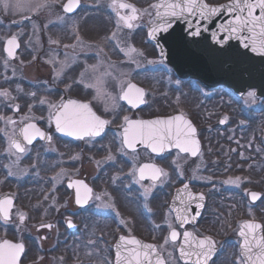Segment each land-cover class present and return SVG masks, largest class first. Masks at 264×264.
Instances as JSON below:
<instances>
[{"label": "flooded vegetation", "instance_id": "1", "mask_svg": "<svg viewBox=\"0 0 264 264\" xmlns=\"http://www.w3.org/2000/svg\"><path fill=\"white\" fill-rule=\"evenodd\" d=\"M25 1L26 3L31 2V0ZM95 1L80 0V7L75 12L68 14L63 12V5L67 0H55L48 7L42 8L38 14L29 12L18 14L15 9L8 11L0 10V30L25 28L26 30H30L29 34H31L34 29L33 25L39 26L41 30V50L39 51L38 59L35 60V73L38 78H42L36 82L32 81L29 75L30 71L25 69L28 78L20 80L21 82L19 83L22 86H16L17 78H15V75H12L14 71H10L9 65L5 68L4 59H8L11 62L21 59L28 66L32 61L31 58L35 51H32L27 46L24 48V40L18 37L20 46L15 53V58H9L5 51L6 40L15 34L12 33L4 38L0 36V51L2 52V61H0V90L7 89L11 93V98L0 97V116L11 117L17 121L15 127L18 131L22 126L20 124L21 119L25 116H31L29 113V107L31 106V112L34 110H39L40 112V114L33 117L32 122L36 123L52 137L50 142L37 138L32 145L27 146L29 151L22 155L18 163L14 164L13 161H16L17 157L9 155L6 151L8 148L7 137H5L3 132H0V199L11 198L12 200L10 219L5 220L0 215V242L11 240L24 244L25 250L20 256L19 264H115V244L121 235L134 236L158 247L164 245V239L169 235L170 231L165 222L167 218L176 227L177 231L181 233V237L176 242L175 248L172 245H164L161 249L166 259L168 253L172 252L174 264H184L183 260L178 259L179 245L183 242V231L188 230L200 237L212 236L216 240L217 252L213 256L212 261H210V264H236L237 258L240 255L239 242L241 238L238 234L240 224L243 221L253 219L264 224V180L260 185L253 183L237 187L233 185L228 186L227 183H223L222 181H213L208 176L202 181L193 179L194 174L190 166L194 161H199L200 158H203L208 172L211 169L220 170L223 167L222 164H224L223 158L226 156L227 161L234 164V151L230 149L234 146H231L230 143H224L222 140L221 142L216 139L213 140V138H219L218 132H222L217 129V124L215 123L218 121V114L222 110L219 109L218 111L217 107L216 113L206 120L204 116L207 115L208 111L196 117V112H192L193 108L187 101L182 104L180 102L184 107L183 110H175L171 113L161 111L158 113L154 111L153 107H155V104L153 99L159 95V82L157 87L151 85L150 89L149 84L145 83L146 81L143 80V77L152 79L156 76L158 78L159 74H169L167 76L178 80V84L181 86L184 83V86H187L188 89L192 87L195 89V85H197L198 91H194L204 93V96H208L206 99L210 103H215V101L222 99L224 89L235 97H243L244 95L237 96L222 85L208 88L196 79L179 77L165 63L167 66L165 70L156 67L155 69L142 68L124 71L126 77L130 78L131 83H135L137 87L145 90L146 103L140 105L139 108H132L126 101L120 100L118 107L113 109L110 107V101H108L109 106L106 111V98L96 99V90L87 87L88 84L93 82V78L100 76L106 71H92L89 69L85 72V69L90 68L89 66L95 62H111V42L107 43L110 40L108 38L110 37L111 29L108 28L103 29L99 33L104 34V39L106 40L104 46L98 48L90 46L87 47L88 50L83 49L85 51L82 50L80 55L76 53L79 55L78 58L82 59L80 64L68 62L69 67L75 66L73 78H69L63 72L59 79L54 80V77L51 74H47L44 70L46 57H52L55 54L58 60H60L61 57L64 58L63 55L66 53L63 48L64 45L69 43L72 45L79 44L74 40L70 42L58 40L59 44L58 48L55 49V53L49 54L52 50L47 49L50 38L47 35V29L52 27V23L50 22H54V20L48 19L49 16L45 10L50 9V16L54 15L53 10L57 9L60 12L59 15L64 17L89 19L92 16L91 14L95 12ZM105 1L107 7L104 19L106 23L111 24V16L114 12L109 7L110 0ZM150 1L154 4L159 2V0ZM206 1L211 4H217L226 0ZM127 2L134 4L131 0H127ZM134 5L137 9L144 7V3ZM149 8L151 9L152 7L149 6ZM153 13L155 14V10ZM142 14L143 12L140 13V19L135 21L137 25L134 28V30H137L135 35L141 39L143 38L145 41L143 45L146 48L148 46L151 57L157 56L161 59L157 53L155 44L147 37L148 28L154 17L149 18L148 16H142ZM25 16H30L31 20H25ZM89 22L78 21L76 24L82 29L90 30L91 24ZM92 41L94 40L84 39L83 46L86 47ZM83 46H80L81 49ZM100 48L103 49V52H100ZM71 52L73 53V51ZM42 58L45 61H42ZM55 66L58 67V65ZM64 71L68 72L69 70ZM82 72L85 73L83 83H81ZM105 78L106 82L104 86L107 85L105 91L111 94L106 88L111 90L109 83H111L112 77L107 76ZM129 80L125 79L123 81ZM89 89L90 91H88ZM120 89L121 84L116 87L115 90L117 92L114 94V97L119 96ZM31 93H36L35 97ZM48 96L51 103H60L62 99L65 102L71 99L82 103H89L98 115L111 121V123L106 127L105 133L95 139L86 137L84 140H78L75 137L64 135L55 130L54 122L51 126L48 124V104L41 105L39 102ZM13 105H19V111H16ZM118 109H121V112ZM175 113H183L197 127L198 137L201 142L199 155L191 156L187 153H180L178 149L174 148L164 154L167 157V159H164L140 146L137 147L136 154L130 151L128 155L118 152L117 158L113 154L114 150H117L116 147L104 146L106 144L104 142L110 138V140L115 141V144L120 147L121 125L124 116H128L131 119H144ZM226 124H223V126H226ZM6 127L9 133H11L13 126H6L4 121L0 120V129ZM206 129L212 131L213 135L212 133L205 132ZM213 141H216L215 148L213 146L214 143L212 144ZM97 152H104V155L96 157L95 153ZM109 152L115 156V159L122 161L127 166L118 169L119 167L113 166L115 161H106L105 158L109 155ZM178 153L179 158L177 157ZM181 158L186 160L185 163L182 161V164H180L183 176L178 174L176 165L172 163L174 160L180 163L178 159ZM99 160H102V162L98 166L97 162ZM133 160H135L137 165L155 163L169 173L168 179L163 184L157 183L156 187L152 190V194L147 201V207L151 209L150 212L145 208V201L142 195L143 188L140 184L134 183L127 175L132 167ZM215 161L217 162L216 165ZM226 167L230 171H234V167L229 164ZM65 169H67L66 173L64 172ZM207 169L204 171L206 174ZM10 171L13 174L10 175ZM62 171L63 175L60 176L59 180H54L53 178ZM117 175H119L120 179L113 183V177ZM75 181H83L93 189V199L89 200L88 204L83 207L76 203V189L68 186ZM185 183L189 184V188L193 193H203L205 200L202 209H198L195 203L191 205L193 214L197 211L200 212L195 223L181 227L179 221L176 219V212L173 210L172 203L177 190L181 189ZM143 184L148 186L151 184V181L145 180ZM250 192L260 193L261 199L252 201L250 195H248ZM105 193L108 195H104ZM96 196H101L102 199L96 200ZM134 197L137 204L144 206L143 212L146 214L144 219H142L143 216H139L138 212L135 213L132 206L126 201V198ZM109 202L114 204L115 207L112 209L102 207V204ZM222 205L226 206V208L223 207L224 213L227 215L224 219L220 215L223 210L221 208ZM21 213L26 214V219L23 221L20 220ZM69 219L72 220L75 227H68L67 221ZM121 219L126 224H121ZM140 221H143L144 224H141ZM48 224L52 225V227H42V225ZM154 225H160L161 227L155 229Z\"/></svg>", "mask_w": 264, "mask_h": 264}, {"label": "snow or ice", "instance_id": "2", "mask_svg": "<svg viewBox=\"0 0 264 264\" xmlns=\"http://www.w3.org/2000/svg\"><path fill=\"white\" fill-rule=\"evenodd\" d=\"M55 0H39L37 3H25V0H0V10L8 11L10 9L26 10L33 14H38L42 8L48 7ZM80 7V0H67L63 5V12L65 14L73 13ZM109 7L116 14V28L108 39L115 42V47L133 63H136V57L142 56L143 52L137 49L134 45L128 44L121 46L118 38L119 32L126 28L133 30L137 27L135 21L140 19L141 11L147 10L137 9L134 4L127 2V0H110ZM155 10L156 20L153 21L150 36L156 39L158 34L167 33L172 27L171 18L182 17L186 15L197 16L201 20L210 21L213 17L228 12L234 14L233 18L226 24L220 25V30L228 33L229 39L233 37L243 42L244 48L251 47V51L264 56V0H229L228 4L212 6L205 2V0H160L159 3L151 5ZM258 10V14H257ZM25 20H31L30 16H25ZM63 16H58L57 21H62ZM52 23V22H50ZM47 27V25H45ZM36 28V25H33ZM247 33V34H245ZM194 36L200 35L199 29L191 33ZM215 36V34H214ZM79 40V37H77ZM51 44H59L58 40L49 38ZM218 43L223 44L225 41L218 39ZM18 35H12L6 40L5 51L9 58H15V50L19 48ZM65 48L75 47L64 45ZM100 52L103 49L100 48ZM163 54V53H162ZM67 57V53H65ZM74 60L75 57H72ZM54 66V79H59L67 67L65 62H59L60 68H56L57 59L48 61ZM102 63V61H101ZM151 63V62H150ZM5 68L8 66V60L4 62ZM92 71H96L98 65L89 66ZM89 68L85 69L87 72ZM110 72H105L96 77L95 80L88 84L87 87L96 90V99L106 98L105 110H108V101L111 107L115 109L118 107V101H126L132 108H139L140 105L145 104L146 92L144 89L137 87L131 81H122L120 94L118 97H113L107 93L104 88L105 77L110 76ZM85 73H81V83L84 82ZM7 79V77H6ZM179 83V81H177ZM126 85V86H125ZM35 97L36 93H31ZM0 97L11 98V93L7 89L0 90ZM249 100L254 102L256 98L255 92L248 93ZM14 99V98H12ZM40 104H48L49 112L47 121L49 126L54 122L55 130L64 135L75 137L78 140H84L86 137L95 139L101 137L105 133L106 127L111 121L104 119L93 111L89 103H82L76 100L62 99L60 103H51L46 99H41ZM16 111H19V105H13ZM31 112V106L29 107ZM227 117L220 121L226 123ZM5 125H11L12 131L9 133L7 127L0 129L5 137H7L9 155H15L18 163L23 154L29 151L28 145H32L37 138L45 141H51L52 137L49 133L43 131L36 123L32 122L33 117L25 116L21 119L22 125L19 130H16L15 125L17 121L11 117L0 116ZM27 121V122H26ZM243 123V121H241ZM122 132L120 133V147L119 152L128 155L130 151L133 154L137 153V145L150 150L151 153L156 154L164 159V155L170 152L171 149H178L180 153H187L191 156L200 154V143L197 138V129L190 119L183 113L170 116L158 117L156 119H131L128 116L123 117L121 125ZM179 158V153L177 154ZM106 161H115V156L109 152L105 158ZM101 162H97L98 166ZM176 165V170L180 176H183V171L177 161H173ZM11 173V171L9 172ZM63 175V171L54 177V180H59ZM127 175L136 184H140L143 188V198L145 201V208L150 212L151 209L147 207V201L152 194L153 188L157 183L163 184L169 177V173L155 163H146L137 165L135 160ZM196 178L195 174L192 177ZM120 179L119 175L113 177V182ZM150 180L151 184L145 186L143 181ZM242 182L240 177H229L224 183L239 186ZM70 188H75V200L81 207L88 204L89 200L93 199V189L90 188L83 181H75L68 185ZM130 187V185H129ZM104 195H108L105 193ZM252 201L261 199V194L257 192H250ZM96 200H101V196H96ZM176 199L179 200L181 208H173L176 212V219L180 226L187 224H194L200 212L192 213L191 205L196 204L198 209L204 207L205 196L203 193H193L189 184L185 183L181 189L177 190ZM175 203V202H174ZM12 206L11 198L0 199V215L5 220L10 219V209ZM106 209L114 208L111 202L102 204ZM26 219V214H20V220ZM167 227L170 230L169 235L164 239V245L176 246V242L180 239L181 233L177 231L170 220L166 218ZM121 224H126L124 220H120ZM69 228L75 227L71 219L67 221ZM42 227L51 228L52 225H42ZM160 225H154L155 229H159ZM239 242L240 255L237 258L236 264H264V224L253 220L243 221L239 227ZM164 245L157 246L155 244H147L134 236L119 237V242L116 244L115 264H174L173 253L169 252L167 259L162 254L161 249ZM25 246L23 243L10 244L6 243L0 245V264H18L21 254L24 252ZM217 252V242L212 236L200 237L194 232L183 231V242L179 245V257L184 264H210L213 256ZM42 259V257H41Z\"/></svg>", "mask_w": 264, "mask_h": 264}, {"label": "rangeland", "instance_id": "3", "mask_svg": "<svg viewBox=\"0 0 264 264\" xmlns=\"http://www.w3.org/2000/svg\"><path fill=\"white\" fill-rule=\"evenodd\" d=\"M131 1L136 5H139V4L141 5L142 3H144V7H142V9L140 10H147V11L146 12L141 11L143 12L142 16H148L149 18L154 17V13H153L154 9L149 8V6L154 5L153 2H151L150 0L149 1L143 0V2L142 0H131ZM37 2H39V0H31V2H27V3L34 4ZM105 3H106L105 0H96L95 1V12L94 14H91L92 16L89 17V19H82L81 17L68 18V17L63 16L64 19L62 21H57V17L61 16L59 15L60 12H58L57 9L53 10L54 15L52 16L49 15V13H51L50 9L45 10L47 12V15L49 16L48 19L54 20V22H52L51 24L52 27L50 29H47V35L55 40H60V41L65 40L66 42H70L74 40L76 43L79 44V45L77 44L72 45L71 43L66 44V45L75 46V47H68V48L63 47L67 53V57L64 54L63 55L64 58L61 57L60 60H58V57H56L55 54H53L52 57H49V56L46 57V66L44 67V70L47 74H51L54 77V66L48 61L55 57L57 59V63L55 65H58V67L57 66L55 67L60 68L61 65L59 62H65L67 64V67H65L64 70H69V71L68 72L63 71V72L69 78L70 77L73 78L74 77L73 70H75V66L69 67L68 62L71 61V63L73 64H76V63L80 64L82 62V59L78 58V56L81 54V51L83 49L88 50L87 47H90V46L95 47V48L104 46L106 44V40L104 39V34L103 33L99 34L100 32L103 31V29L105 28L111 29L110 37L113 32L117 31L116 17H115L116 14L114 11H113L114 13H112V16H111V24L106 23V20L104 19V13L107 7V4L105 5ZM15 11L18 14L28 12L26 10H15ZM148 17H145V18H148ZM78 21H83L85 23L89 21H93V22H89L91 24V28L89 27L90 30H86V29H82L79 26H77L76 23ZM57 22L59 23L56 25ZM32 31L33 32L29 34L30 30H26L25 28H17V29L7 28V29L0 30L1 32L0 36L2 38L13 33L15 35H18V37L24 40L23 41L24 48L25 46H27L32 51H35L31 58L32 61L28 66H26L24 61H22L21 59H17L15 60V62L8 61L10 71H14L12 75H15V78H17L16 86H22V84L19 83L21 82L20 80L24 78H28L27 72L25 69L30 71V73L29 72L28 73L32 81L36 82L37 80L41 78V77L38 78L37 74L35 73V70H36L35 60L38 59L39 51L41 50V41H40L41 30L39 29V26L36 25V28L33 29ZM136 31L137 30H134V29L128 30L124 28L119 32V35H118V38L121 42V46L131 44L143 52L142 56H138L135 58L137 61L136 63L131 62L124 55V53L120 52L119 49L115 47L114 41L108 40L107 43L111 42V57H112L111 62H102V63L95 62L90 65L92 66V65L99 64V67L97 70H103V71H107L111 73V75L109 76V77H112L111 83H109L111 85L110 86L111 90L108 88L106 89L109 90V92L111 93V96L113 97H114V94H116L118 90V89L115 90L116 87H118V85H120L123 80L130 79L126 77V74L124 71L135 70V69L137 70V69H142V68L155 69L156 67H159V69L161 70H165L167 67L166 64L161 59H159L157 56L151 57L150 52L148 50L149 48L147 46V43H146V46H147L146 48L143 45V43L145 42L143 38L141 39L139 36L135 35ZM29 37H32V38H29ZM77 37H79V40L77 39ZM83 37L84 39H90L94 41H92L91 43L86 45V47H84ZM80 46H83V48L81 49ZM56 48H58V44H51L49 42V44L47 45V49L52 50L49 54L55 53ZM0 50H1V47H0ZM71 51H73V53ZM76 53H79V55H77ZM1 54L2 52L0 51V61H2ZM72 57H75L74 59L76 60L75 62L72 59ZM41 60L45 61L44 58H42ZM0 68H1V64H0ZM167 75L159 74L158 78L156 76L155 78H152V79L143 77V80L146 81L145 83L149 84L150 89H151V85L157 87L158 82H159V89H160L159 95H157V98L153 99L155 107H156V108L153 107L155 109L154 111L158 113H160L161 111H163L164 113H171V112H174L175 110H183L184 107L181 104L188 101L189 105L193 108V109L191 108L192 112L193 111L196 112V117L198 115H201L202 113L205 114L208 111L207 115L204 116L207 120L210 116L216 113V108L218 107V111L219 109L222 111L219 112L218 114L219 117L218 115H216L218 117V121L215 122L217 124V129L219 131H226L225 135H228V137L230 136L232 139H234V141H236V143H238V145H235L233 147V151H234L233 154L236 155L235 160L237 162V167L235 165L236 163L232 164L228 162L226 158L227 156H226L223 158L224 164H222L223 167L220 170L217 171L215 169H211L208 172V169L205 167L203 158H200L199 161L198 160L194 161V163H192L190 166L191 171L196 176L195 179L198 181H202L208 176V178H210L213 181H222L224 183V181H226L229 177H233V178L240 177L242 179V182L240 183L239 187L242 186L243 184H253V183H256L258 185L262 184L261 182H263L264 180V173L263 175L261 173V172H264V123H263L264 117L261 116L262 114H264V106L262 107L263 110H260V107L262 106L260 100L262 99L261 98L259 99L256 97L254 102L250 101L248 97V93L253 92L252 90L246 92L243 97H235L231 95L226 89H224L222 99L215 101V103H210L206 99V97L208 98V96H204V93L194 91V90L198 91L197 85H195V89L193 87H192L193 89L192 88L188 89L187 86H184L185 85L184 83L182 84L183 86H181L177 83L178 80L170 76H167ZM94 80L95 78H93V81ZM105 82H106V78H105ZM106 86H104V88ZM88 91H90V89ZM44 99H47V101H50L49 96L45 97ZM110 107H111V104H110ZM149 109H152V108H149ZM118 110H120L119 112H121V109H118ZM257 111H261V113H258ZM29 113L31 114L32 117H35L38 114H40L39 110H34L33 112H29ZM254 114L257 117L256 121L257 120L259 121L257 123L255 122L256 124H258L256 126H253L252 124L253 123L252 118ZM225 117L228 118L226 122L227 124L226 126H223V124L225 123H220V121L224 119ZM241 121H243V123H241ZM205 132L212 133L213 135V132L210 131L209 129H206ZM104 143L103 144L105 147H113V148L116 147L117 148V150H114L115 152H113V154L118 158L119 147L117 146V144H115V141H112L109 138ZM95 155L96 157H102L104 155V152H100V153L97 152L95 153ZM178 161L180 162L178 163L179 165L182 164L181 163L182 161L184 163L186 162V160L182 158L178 159ZM99 162H102V160L101 161L99 160ZM216 163L217 162L215 161V165ZM228 164L232 167H235L233 172L230 171L226 167V165ZM113 166L119 167L118 169H122L121 167L125 168L127 165L122 163V161H118V159H115ZM205 169H207L206 170L207 174L204 173ZM64 172L66 173L67 169H65ZM228 186H232V185L228 184ZM126 201L130 206H132V209L134 210L135 213L138 212L139 216L140 215L143 216L142 219L145 218L146 214L143 212L144 206L137 204L135 197L126 198ZM224 205H222L221 207L223 210L221 211V214H220L223 219L227 217V215L224 213V208H226V206ZM140 223L142 224L143 221H140Z\"/></svg>", "mask_w": 264, "mask_h": 264}, {"label": "water", "instance_id": "4", "mask_svg": "<svg viewBox=\"0 0 264 264\" xmlns=\"http://www.w3.org/2000/svg\"><path fill=\"white\" fill-rule=\"evenodd\" d=\"M205 2L208 3L206 0ZM228 3L229 0L220 4H208L217 6ZM233 16L234 14L225 11L210 21L201 20L199 17L191 15L173 17L171 18L172 27L167 33L158 34L156 39H152L150 36L152 23L148 34L149 38L155 42L159 55L174 69L178 76L198 79L201 84L208 88L223 85L240 96L247 90L255 89L256 96L264 98V56L252 52L251 47L244 48L242 41L234 37L229 39L228 33L220 30V25L226 24ZM154 20H156V16ZM197 29H199L200 35H192L191 33ZM218 39L225 41V43H218ZM178 114L181 113L144 118V120ZM197 138L199 140L198 133ZM199 143L201 150L200 140ZM172 207H182L176 196ZM138 239L147 243L140 238ZM6 243L19 244L11 240H3L0 245Z\"/></svg>", "mask_w": 264, "mask_h": 264}, {"label": "trees", "instance_id": "5", "mask_svg": "<svg viewBox=\"0 0 264 264\" xmlns=\"http://www.w3.org/2000/svg\"><path fill=\"white\" fill-rule=\"evenodd\" d=\"M262 110H263V109H262ZM257 112H258V113H261V111H257ZM261 116L264 117V114H262ZM256 118H257V117H256V115L254 114V115H253V118H252V119H253V120H252V121H253V123H252L253 126L258 125V124H256V123L259 122V121H258V120L256 121ZM255 122H256V123H255ZM263 123H264V121H263ZM225 134H226V131H222L221 133L218 132V135H219V138H220V139L217 137V138H213V140L216 139V140H219V142H221V140H222L224 143H230L231 146H232V145H233V146L238 145V143H236V141H234V139H232L230 136L228 137V135H225ZM237 137H238V135H237ZM260 138H262V137H260ZM215 142H216V141H213V142H212V144L214 143V144H213L214 148H215ZM230 149L232 150L233 147H231ZM233 156H234V157H233V158H234V161H233V162H234V164L236 163L235 165H236V167H237V162H236V160H235V159H236V155L233 154ZM234 168H235V167H234ZM261 173L263 174L264 172H261Z\"/></svg>", "mask_w": 264, "mask_h": 264}]
</instances>
